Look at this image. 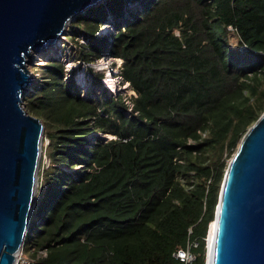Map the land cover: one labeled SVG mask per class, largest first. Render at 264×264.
I'll list each match as a JSON object with an SVG mask.
<instances>
[{
  "label": "trees",
  "instance_id": "1",
  "mask_svg": "<svg viewBox=\"0 0 264 264\" xmlns=\"http://www.w3.org/2000/svg\"><path fill=\"white\" fill-rule=\"evenodd\" d=\"M77 20L87 62L122 59L135 95L85 93L57 58L34 69L26 110L50 163L24 252L33 264H184L176 253L195 242L191 264H206L227 150L264 111V0H106ZM108 21L116 31L100 36Z\"/></svg>",
  "mask_w": 264,
  "mask_h": 264
},
{
  "label": "water",
  "instance_id": "2",
  "mask_svg": "<svg viewBox=\"0 0 264 264\" xmlns=\"http://www.w3.org/2000/svg\"><path fill=\"white\" fill-rule=\"evenodd\" d=\"M106 0H0V264H15L35 206L45 126L26 110L32 53ZM206 264H264V111L230 159Z\"/></svg>",
  "mask_w": 264,
  "mask_h": 264
},
{
  "label": "rangeland",
  "instance_id": "3",
  "mask_svg": "<svg viewBox=\"0 0 264 264\" xmlns=\"http://www.w3.org/2000/svg\"><path fill=\"white\" fill-rule=\"evenodd\" d=\"M135 7L139 8V5L137 6V3L134 5L128 3V7ZM112 17H109V21H111ZM107 22L106 25L101 29L100 36L107 37L108 35H111L116 30L115 26L111 25L110 22ZM78 22L77 18L70 23L68 26V29L66 30V33L60 38L58 43L54 46L52 50H46L41 53H32V57L29 59L30 63L27 65L28 69L31 71L32 75L34 76L33 82L28 86V93L31 92L33 84L35 81L41 77L40 69L34 70L35 68L42 67L43 64L50 60V58H57L61 62L64 63L66 70L68 72H71L72 74H75L77 84L79 88L83 89L85 93H99V94H112L113 96H124L126 99V103L130 104V97L135 95V91L131 88L130 82L127 81L124 77V66L125 62L122 59H114V58H104L99 61L94 62H87V57L82 52V48L79 45H85L86 42L83 40L82 34L78 36H74L72 34L71 29L74 24ZM227 39L229 40L230 44L234 49L243 50L245 53L248 52V50L251 49V47L247 43H241L242 38L240 37L239 30L234 28V26L228 27V36ZM241 44H240V43ZM139 67V61H134V64L130 66L129 69L125 70V74L129 75L131 78L135 77V74L138 71ZM93 71V73H90V71ZM90 73V74H89ZM112 78L115 79L116 85H113L112 83L115 82ZM100 80V82H96ZM27 93V95H28ZM132 104H130L131 106ZM99 136H104L102 134H99ZM107 138L111 139V136H108ZM242 139L239 142V145L241 143ZM49 145L48 139L43 137V152L40 162V168L47 167L49 162L47 148ZM238 145V146H239ZM238 149V148H237ZM237 150H227L226 156H227V162L230 161L232 158L231 156L236 153ZM231 154V155H230ZM231 157V158H230ZM39 168V170H40ZM40 194V187L38 182L37 192H36V199H35V205L37 202V199L39 198ZM35 207V206H34ZM212 224L209 225V231L207 236V241L211 238V231H212ZM25 256L28 258H31V251L26 250ZM208 258V242H207V255L206 260Z\"/></svg>",
  "mask_w": 264,
  "mask_h": 264
},
{
  "label": "built area",
  "instance_id": "4",
  "mask_svg": "<svg viewBox=\"0 0 264 264\" xmlns=\"http://www.w3.org/2000/svg\"><path fill=\"white\" fill-rule=\"evenodd\" d=\"M209 243V241H207ZM197 243H188L185 249H179L176 253L177 258L184 264H191L195 260V255L192 251ZM34 260L25 256L23 248L16 254L15 264H33Z\"/></svg>",
  "mask_w": 264,
  "mask_h": 264
},
{
  "label": "bare ground",
  "instance_id": "5",
  "mask_svg": "<svg viewBox=\"0 0 264 264\" xmlns=\"http://www.w3.org/2000/svg\"><path fill=\"white\" fill-rule=\"evenodd\" d=\"M114 81L115 79L112 78ZM113 85H116V81L112 83ZM212 231H213V228H212ZM212 231H211V239H212ZM211 239L209 240V243H208V248H211Z\"/></svg>",
  "mask_w": 264,
  "mask_h": 264
},
{
  "label": "clouds",
  "instance_id": "6",
  "mask_svg": "<svg viewBox=\"0 0 264 264\" xmlns=\"http://www.w3.org/2000/svg\"><path fill=\"white\" fill-rule=\"evenodd\" d=\"M226 173V172H225ZM225 177V176H224ZM218 205V204H217Z\"/></svg>",
  "mask_w": 264,
  "mask_h": 264
}]
</instances>
